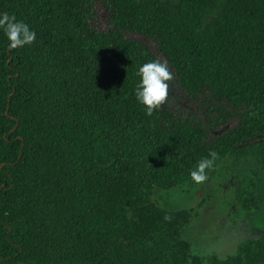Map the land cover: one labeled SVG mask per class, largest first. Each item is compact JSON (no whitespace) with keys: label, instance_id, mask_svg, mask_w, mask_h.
<instances>
[{"label":"trees","instance_id":"trees-1","mask_svg":"<svg viewBox=\"0 0 264 264\" xmlns=\"http://www.w3.org/2000/svg\"><path fill=\"white\" fill-rule=\"evenodd\" d=\"M102 1L105 25L92 24ZM36 32H0V264H264V232L201 257L182 232L197 211L156 189L195 185L217 154L251 164L238 195L264 194V0H0ZM167 61L182 108L146 114L137 69Z\"/></svg>","mask_w":264,"mask_h":264},{"label":"rangeland","instance_id":"rangeland-1","mask_svg":"<svg viewBox=\"0 0 264 264\" xmlns=\"http://www.w3.org/2000/svg\"><path fill=\"white\" fill-rule=\"evenodd\" d=\"M92 24L101 28L107 18L102 1L91 2ZM163 62L162 58H160ZM172 108H182L179 92L170 82L169 101ZM251 164L224 158L214 175L200 185L184 184L170 190L156 189L154 198L166 210L197 211L191 223L182 232V238L191 244L195 255L207 257L215 254L220 258L234 254L240 243L264 232V200L258 204L252 217L239 204L238 195L249 185L247 178ZM258 186L264 194V174H260Z\"/></svg>","mask_w":264,"mask_h":264},{"label":"clouds","instance_id":"clouds-1","mask_svg":"<svg viewBox=\"0 0 264 264\" xmlns=\"http://www.w3.org/2000/svg\"><path fill=\"white\" fill-rule=\"evenodd\" d=\"M0 32L7 40L9 49L24 48L32 45L36 40V32L23 20H18L15 15L6 12L0 13ZM139 82L135 89V97L143 105L146 114L152 115L156 110L166 105L169 101V86L174 74L167 61L153 59L143 63L137 69ZM217 158L213 151L208 156L201 158L190 170L191 181L200 185L207 179V171L211 169Z\"/></svg>","mask_w":264,"mask_h":264}]
</instances>
